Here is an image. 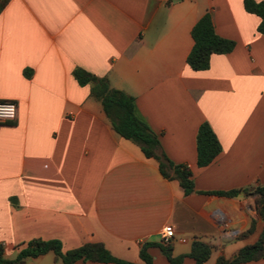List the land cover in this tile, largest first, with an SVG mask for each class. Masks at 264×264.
<instances>
[{
    "label": "crops",
    "instance_id": "0c3cea01",
    "mask_svg": "<svg viewBox=\"0 0 264 264\" xmlns=\"http://www.w3.org/2000/svg\"><path fill=\"white\" fill-rule=\"evenodd\" d=\"M209 11L233 49L191 68V28ZM243 0H5L0 9V100L16 104L0 123V243L7 258L33 237L63 249L102 241L141 262L140 247L172 225L171 254L194 239L211 244L206 264L254 242L263 222L252 189L264 181V34ZM76 66L133 96L156 134V152L189 166L195 190L164 176L158 161L120 135ZM207 121L221 151L196 164ZM236 188L233 196L199 192ZM255 218V229L238 234ZM151 264H171L157 245ZM17 264H62L49 250ZM73 264H118L76 260ZM179 264H195L185 255ZM238 264H264V258Z\"/></svg>",
    "mask_w": 264,
    "mask_h": 264
},
{
    "label": "trees",
    "instance_id": "16d2710c",
    "mask_svg": "<svg viewBox=\"0 0 264 264\" xmlns=\"http://www.w3.org/2000/svg\"><path fill=\"white\" fill-rule=\"evenodd\" d=\"M4 3L5 0H0V9ZM243 4L247 11L260 17L257 31L264 34V0H243ZM191 36L193 45L187 54L186 61L195 70L207 68L212 53L229 52L235 45L233 39L223 37L215 31L209 11H205L194 23L191 28ZM72 73L79 84H90L91 95L101 101L112 127L120 135L137 143L145 156L155 158L158 161L160 172L168 178L178 179L185 194L196 191L192 170L189 166L173 163L164 155L156 152L158 138L147 124L135 114L132 95L110 86L106 76H97L83 67L76 66ZM220 151L221 144L215 132L207 121H202L196 132V164L198 166L209 164ZM237 191L236 188H233L200 190L199 192L233 196ZM251 193L254 194V207L257 216L263 222L257 239L241 246L233 256L219 255L214 264H238L264 258V181L257 184ZM255 223L256 219L253 218L250 225L241 231L238 237H244L253 232ZM150 245H157L171 264L181 263L185 255L191 256L195 264H206L212 249L210 243L194 239L187 254L172 256L170 242H146L139 249L141 262H133L115 256L102 241H87L64 250L62 241L57 237H33L27 240L12 258L4 256L3 245L0 243V264H17L24 257L37 256L49 250L54 253L55 259H61L62 264H73L79 259L118 264H151L152 256L147 251V247Z\"/></svg>",
    "mask_w": 264,
    "mask_h": 264
},
{
    "label": "built area",
    "instance_id": "2783aa9c",
    "mask_svg": "<svg viewBox=\"0 0 264 264\" xmlns=\"http://www.w3.org/2000/svg\"><path fill=\"white\" fill-rule=\"evenodd\" d=\"M16 104L12 100H0V123L12 120L15 117ZM174 230L172 225H165L160 231V240L164 243L170 241Z\"/></svg>",
    "mask_w": 264,
    "mask_h": 264
}]
</instances>
